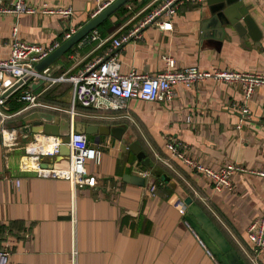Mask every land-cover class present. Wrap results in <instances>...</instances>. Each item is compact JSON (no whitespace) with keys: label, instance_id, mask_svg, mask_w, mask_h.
I'll use <instances>...</instances> for the list:
<instances>
[{"label":"crops","instance_id":"crops-1","mask_svg":"<svg viewBox=\"0 0 264 264\" xmlns=\"http://www.w3.org/2000/svg\"><path fill=\"white\" fill-rule=\"evenodd\" d=\"M11 1L0 0V7ZM112 1L25 0L35 13L0 12V59L10 56L14 29L23 41L44 47L53 42L60 45L66 32H76L94 11ZM239 1L247 20H240L237 29L224 26L220 37L210 24L209 0L183 3L170 17L162 13L156 20H169L171 29H159L151 23L141 28L139 37L114 49L119 71L127 73L134 68L154 74L165 68L162 58L168 56L177 68L264 73V0ZM163 2L129 0L123 5V14L115 11L108 17L117 24L113 31L102 36L95 29V39L93 31L89 32L46 67L48 75L76 73L112 48L114 38L136 27ZM44 5L71 7L73 15L64 18L43 14L40 9ZM2 80L6 87L13 82L6 76ZM18 89L16 102L25 103L19 98L24 89H29L47 106L38 107L37 112L52 114L56 121L70 118V82L50 84L30 77ZM173 90L171 102L131 98L118 110L77 108L74 121L123 127L125 131L122 140L111 135L87 136L88 142L100 150L101 158L98 164L86 162L96 185L73 192L74 222L70 218L69 181L34 175L21 168V156L31 152L27 144L35 135L19 133V145L8 149L2 145L0 134V248L9 251L7 264H72V250L75 264H215L178 213L179 203L186 206L187 198L210 219L240 259L252 264L247 253H251L253 244L246 229L261 212L264 178L234 171L229 177L231 188L218 191L203 174L172 157L166 143H182L185 156L216 170L229 163L264 170V86L255 88L248 100L239 84L213 80L188 88L175 86ZM242 106L247 107L248 115L240 121ZM9 107L5 102L4 111L14 113ZM32 109L37 108L0 122V128L18 129L28 123L19 118ZM133 141L150 159V169L129 149ZM67 161L56 155L43 159L42 164L62 168ZM134 166L150 172L152 192L148 189L150 180H145L144 186L124 180L125 175H135ZM155 172L166 174L175 188L159 181Z\"/></svg>","mask_w":264,"mask_h":264},{"label":"built area","instance_id":"built-area-1","mask_svg":"<svg viewBox=\"0 0 264 264\" xmlns=\"http://www.w3.org/2000/svg\"><path fill=\"white\" fill-rule=\"evenodd\" d=\"M198 1L202 0H164L159 7L146 15L136 27L120 37L114 38L112 48L88 62L76 73H64L52 77L47 73L49 69L45 68L38 73H33L32 77L41 81H48L50 84L58 82H70L72 84L70 107L67 110L71 120L77 115L78 107L118 110L125 107L126 102L131 98H137L146 102H171L174 98L173 89L175 86L188 88L207 80L226 84H239L244 98L248 100L255 88L264 86V73L238 72L226 68H217L209 71L201 70L196 66L177 68L174 59L168 56H163L162 58L165 68L154 74L138 71L134 68L130 69L127 73L119 71L118 55L114 49L119 48L122 43L132 37H139L141 28L151 23L155 24L159 29H171V22L169 20L159 21L156 18L162 13L170 17L175 13L179 5L186 2ZM108 4L105 3L94 11L91 18ZM0 12L19 15L23 13H35L36 9L28 6L25 0H12L8 6L0 7ZM40 12L49 15L56 14L64 18H69L73 15L71 7L50 8L44 5L40 9ZM74 33V29L66 32L64 34L65 40L70 38ZM92 33V39L97 38V32L93 30ZM12 37L9 58L5 60L0 59V122L31 108L47 107L38 101L37 96L29 89H24L19 99L24 100L26 104L14 113H6L3 109L6 98L2 96V93L17 79L31 72L36 63L59 46L58 42H53L50 46L44 47L39 43L23 41L18 38L16 29L13 30ZM2 76L13 79V82L6 87ZM241 115L240 121L248 115L247 107H241ZM0 134L1 143L5 148L11 149L19 145L18 129L1 127ZM41 134V136L34 134L33 139L27 144V148L31 152L21 156V168L34 175L58 177L69 181L72 187L70 218L74 222L73 192L77 188L84 186L94 187L96 185L95 178L87 171L86 162L93 161L97 164L100 163L101 152L97 147L88 142L85 134L73 131L72 127L66 138ZM42 143L45 145L40 147L35 146ZM62 144L67 145L69 149L68 161L65 167L53 168L42 166L43 159L53 158L58 155ZM166 148L172 157L178 158L193 171L203 174L213 183L214 188L218 191L224 188H231L229 177L234 171L248 172L264 178V170H248L234 163L226 164L216 170L194 162L182 152V143L176 141H168ZM133 172L146 181L150 180L151 176L148 170L134 166ZM148 189L152 192L154 190L153 184L150 183ZM178 213L181 216H184L186 213V206L183 202H180L178 205ZM184 223L214 263L221 264L206 247L198 234L190 227L188 222L184 220ZM246 233L249 241L253 244L251 253H247L249 261L252 264H264V202L259 216L251 221L246 229ZM8 256L9 251L0 249V264H7ZM72 264H75L74 250H72Z\"/></svg>","mask_w":264,"mask_h":264},{"label":"water","instance_id":"water-1","mask_svg":"<svg viewBox=\"0 0 264 264\" xmlns=\"http://www.w3.org/2000/svg\"><path fill=\"white\" fill-rule=\"evenodd\" d=\"M128 1L129 0H114L109 3L99 13L84 23L73 35H71L70 38L65 40L49 55L36 63L31 72L24 74L22 78L17 79L14 83L7 87L2 93V96L6 98L8 95L16 91L30 77H32L33 73H38L50 65L55 59L69 50L75 43L83 39L89 32L95 30L103 20L111 16L118 8L123 6ZM241 4L242 3L239 0H209V12L211 14L210 24H212L215 28L217 36L220 37L224 35V26L230 25L234 29H237V27L241 24L240 20H247V15H243L240 9ZM71 127L73 131L85 134L86 136L111 135L117 140H122V135L125 131L123 127H108L95 123H84L71 120L70 118H59L56 121V117L52 114L36 112L31 121L24 123V125L18 128V132L26 135L30 133H44L64 137L69 135ZM129 149L143 166L147 169L151 168L150 159L145 156L146 154L141 150L138 143L134 141L131 142L129 144ZM68 154V146L62 144L59 148V157L64 156L67 158ZM42 166L50 167L46 164H42ZM160 178L170 187L175 188L176 185L166 174L161 175ZM124 180L139 186H144L145 184V179L137 175H125ZM150 183L153 184V181L150 180ZM185 201L184 203L187 207L184 219L198 234L201 240L205 243L206 247L216 257L218 262L221 264H245L232 248L230 243L225 239L210 219L202 212V210L199 209L197 205L191 204L190 199L187 198Z\"/></svg>","mask_w":264,"mask_h":264},{"label":"trees","instance_id":"trees-1","mask_svg":"<svg viewBox=\"0 0 264 264\" xmlns=\"http://www.w3.org/2000/svg\"><path fill=\"white\" fill-rule=\"evenodd\" d=\"M116 14H123L124 13V6H121L120 8H118L115 12ZM110 18H107L105 20H103L99 26L96 28V31L104 36L106 33L108 32H111L113 31L115 28H116V25L117 24H114V23H111ZM24 88H26L24 86ZM18 94H19V89L17 91H15L14 93H12L7 99H6V102H8L9 104V110L12 111V112H15L16 110H18L20 107H22L25 103L23 102H16V99L18 97ZM82 110H86L87 108H83V107H80ZM76 117V116H75ZM157 177V179L160 181L161 180V172L157 173L155 172L154 173ZM164 174V173H163ZM162 181V180H161ZM163 182V181H162ZM2 234L0 233V238H1ZM0 249H6V248H0ZM8 250V249H7Z\"/></svg>","mask_w":264,"mask_h":264},{"label":"rangeland","instance_id":"rangeland-1","mask_svg":"<svg viewBox=\"0 0 264 264\" xmlns=\"http://www.w3.org/2000/svg\"><path fill=\"white\" fill-rule=\"evenodd\" d=\"M62 97L65 98V94H63ZM36 110H38V108H37V109H32V110L26 112V113H25L23 116H21L19 119H20L21 121H23V122H29V121H31V120L34 118V114L37 112Z\"/></svg>","mask_w":264,"mask_h":264},{"label":"bare ground","instance_id":"bare-ground-1","mask_svg":"<svg viewBox=\"0 0 264 264\" xmlns=\"http://www.w3.org/2000/svg\"><path fill=\"white\" fill-rule=\"evenodd\" d=\"M45 144L44 143H42V144H37V145H35L36 147H40V146H44Z\"/></svg>","mask_w":264,"mask_h":264}]
</instances>
